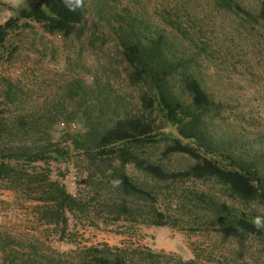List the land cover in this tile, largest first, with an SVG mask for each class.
Instances as JSON below:
<instances>
[{
  "label": "rangeland",
  "instance_id": "rangeland-1",
  "mask_svg": "<svg viewBox=\"0 0 264 264\" xmlns=\"http://www.w3.org/2000/svg\"><path fill=\"white\" fill-rule=\"evenodd\" d=\"M30 1L0 0V25ZM262 1L234 0L254 16ZM82 9L83 33L68 39L51 36L32 21H21L9 32L0 54V128L5 137L1 146L41 147L49 140L65 148L76 139L83 141L91 127L103 129L139 116L140 88L128 80L130 71L118 38L119 33L133 30L149 37L164 34L177 56L195 60L198 78L222 104L210 133L227 142L226 148L231 144L240 156L259 155L264 164V19L253 21L219 0H84ZM164 147L162 143L141 152L169 171H183L192 164L185 156L165 157ZM17 167L30 170L22 163ZM47 167L51 180L65 184L88 205L86 211L68 215L63 232L62 224L48 219L53 205L29 199V194L37 193L27 191L24 179H13L16 189L0 182V264H82L90 248L105 246L115 254L123 250L133 264H180V260L264 264L263 239L248 236L242 244L223 239L208 221L199 195L224 201L219 186L197 181L154 183L128 166L131 177L158 193L156 206L170 224L159 227L141 223L148 211L142 204V217L112 221L102 201L116 199L113 180L96 173L92 177L98 184L89 185L95 168L84 157ZM97 192L100 197L95 198ZM241 208L251 219L264 217L262 206ZM146 250L158 257L142 261L140 253Z\"/></svg>",
  "mask_w": 264,
  "mask_h": 264
},
{
  "label": "trees",
  "instance_id": "trees-1",
  "mask_svg": "<svg viewBox=\"0 0 264 264\" xmlns=\"http://www.w3.org/2000/svg\"><path fill=\"white\" fill-rule=\"evenodd\" d=\"M219 1L228 10H241L253 21L264 19V0L257 16L242 10L234 0ZM21 21L35 22L47 34L68 39L83 33L84 12L82 8L70 11L64 0H32L0 25V54L9 32L16 30ZM118 38L122 57L130 71L128 80L140 88L142 113L117 120L103 129L91 127V131L83 135V141L76 139L72 146L65 148L49 140L41 147H4L1 144L5 137L0 128V182H9V189H16L13 179H24L27 191L37 193V196L29 194L32 197L29 199L53 205L54 210L48 219L50 223L62 224L63 232L68 226L67 216L84 213L88 205L72 195L65 184L51 180L47 166L53 163L84 157L95 168L88 178V184L93 186L98 183L92 174L100 173L103 178L108 175L113 180L117 196L115 200L103 199L102 205L104 213L114 222L142 217L145 213L142 204L148 205V211L141 223L159 227L170 225L156 206L158 193L147 183L131 177L126 171L128 166L154 183L207 182L219 186L226 196L222 201L199 195V203L205 204L208 221L217 227L218 234L240 244L248 236L264 240V228L254 227L253 219L241 208L264 207V164L259 155L252 158L240 156L233 151L231 144L226 148L227 142L222 138L215 139L210 133L209 126L222 112V104L214 100L202 79L198 78L195 60L177 56L169 39L159 32L149 37L137 35L133 30L123 31ZM175 82L187 96V102L176 92ZM162 143L165 157L185 156L192 164L183 171H169L141 152ZM21 163L30 170L17 171V165ZM98 197L97 192L95 198ZM134 201L139 205H132ZM88 251L90 256L85 257L82 264H133L126 259L123 250L115 254L105 246L102 250L90 248ZM140 256L148 263L158 257L151 250L140 253ZM179 263L195 264V261L180 260Z\"/></svg>",
  "mask_w": 264,
  "mask_h": 264
},
{
  "label": "clouds",
  "instance_id": "clouds-1",
  "mask_svg": "<svg viewBox=\"0 0 264 264\" xmlns=\"http://www.w3.org/2000/svg\"><path fill=\"white\" fill-rule=\"evenodd\" d=\"M64 3L70 11H76L78 8H82L84 6V0H64ZM252 223L253 226L258 229L264 228V217L256 216Z\"/></svg>",
  "mask_w": 264,
  "mask_h": 264
}]
</instances>
